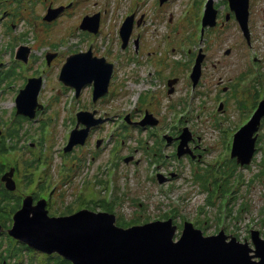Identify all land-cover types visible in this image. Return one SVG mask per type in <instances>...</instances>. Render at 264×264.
Segmentation results:
<instances>
[{
    "label": "rangeland",
    "instance_id": "374dc122",
    "mask_svg": "<svg viewBox=\"0 0 264 264\" xmlns=\"http://www.w3.org/2000/svg\"><path fill=\"white\" fill-rule=\"evenodd\" d=\"M104 1L87 0L80 5H76L72 13H68L51 30L44 31V35H40V37L50 38L51 41L62 39L68 41L71 38L69 47L68 44L65 47L74 53L85 51L87 45L100 46L97 43L98 38L95 40V36H88L84 34L85 31L78 29V18L83 10L93 12V4L98 2L104 5ZM149 1L107 0L106 8L108 11L113 12L114 16L111 21L109 14H101L100 20L103 22V29L100 35H102V38L105 40L107 37L106 39L113 45L117 37H119L117 32L121 24V17L125 14L124 12L126 10L129 11L133 7L132 11L135 10L141 14L148 8L146 2ZM186 2L184 0L181 2L180 0L178 2L176 0L165 2L169 8L167 7L168 9H166L163 6L158 19H153L154 16L149 11L146 24L141 28L144 30V41H142L141 49H151V54L158 56L159 64L157 68L158 70L160 69L158 79H155L156 72H154V76L146 77V71L143 72L145 62L142 58L141 62H144L143 65L139 64L140 61H126L119 58V55L124 53L128 60L133 59L131 46L128 43L134 32L132 22L124 51L119 53V50H121L120 46L116 52H114L115 48L104 52L98 51L101 55L113 54L117 62L112 56L111 62L116 65V68L114 69V78L111 79L110 83L111 95L108 98H103L104 100H99L98 98V102L92 106L90 104L91 87L85 86L78 98L74 99L73 112L75 110L87 112L96 110V118L99 115L105 118L101 121V127H94L92 130L93 134L87 138L85 147H73L71 149L72 152L68 154L62 152L63 138L65 140L67 138L65 126L69 122L66 114L70 112V102L67 99L74 93L71 88L64 87L55 78V73L62 63L60 61L63 59L64 62V56L59 58L55 62L56 66H52L50 70H43L40 71V74L31 75L30 79L43 77L42 80H44V91L39 98L47 103V110L40 115V121L46 114L44 118L48 127L45 132L41 133L40 148L37 147L32 150V153L35 152L34 163H30L25 167L21 166V156L18 150H15V157H9V163L14 164L17 168L19 165L14 179L18 189L14 190V193L6 192L12 196L11 203H15L17 198H21L22 195H25L24 193L33 191L37 187L44 189L43 193L48 194V196L62 194L65 206L73 202V211L82 208L89 201H98L105 197L102 193L104 190L103 183L106 179L104 171L109 165H113V163L115 165L118 162L117 170H107L112 174L111 179L117 187V193L121 196L120 202L113 207L112 213L116 217L122 215V218L127 220L139 218L140 221L148 219L152 222L157 219L162 220L165 214L169 215L173 210H176L175 213L171 214L175 218L176 225H181L182 221L194 223L196 221H204L202 223L199 222L204 228L202 229L204 230V235H213L221 224L228 226L229 230L232 227H236V232L241 239L246 235V227L251 225L254 226L253 229L259 228L264 233V210L262 208L264 206V183L253 178L262 160L261 153L257 154L255 162H252L249 168L236 167L234 171L236 181L233 185L232 182L230 183L229 191L232 194L230 198L225 199V213L224 206L220 205L219 200L213 201L212 204L205 203V199H207L206 192H202L199 185L192 181L193 174H198L199 172L204 174L206 167L209 170L217 166L229 167L227 155L229 156L230 151H228L227 147L232 137L231 130L236 127L240 117L235 114L232 108L226 113L217 112L218 105L215 101L217 96H220L218 94L213 97L214 87L219 80L222 79L223 82H227L239 74L242 69L244 70L246 61H244L242 68L236 60L238 52L242 51L240 45L243 43L237 25L230 24L226 29H212L202 39V47L204 45L205 48L206 43L209 51L207 53L204 50L205 57L208 56L209 58L206 61V75L203 86L195 89L192 94L191 87L187 92L188 83L186 80L177 84L175 78H177L178 72L183 73L185 69H181L183 62L180 61L178 52L168 57L171 60L169 64V61L167 63L166 59L163 58L165 52L160 53L156 46L158 45L157 42L161 43L168 35H171L168 40H171L172 43L169 46L173 45L180 49L179 53H182V49L187 48L189 43L193 42V35L200 33L201 23L197 19L198 5H185ZM223 10L221 9V11ZM38 13L39 11L34 9L32 16H37ZM171 13H174L176 25L173 27V34L170 30L171 25L165 24L170 19ZM252 17L250 25L253 53L257 59L264 61V0H256ZM183 37L187 39V45L181 43ZM205 37L207 38L206 40ZM4 44L6 42L2 43V45ZM167 47L168 45L163 50ZM228 48L231 50L228 57L222 58V63L218 65V70H213L210 63H215V59L219 55L224 56L223 53ZM144 57L145 60L153 59L151 55L147 57L145 53ZM31 65L32 62L29 63V66ZM163 65L165 66L163 67ZM211 75L213 78H210ZM24 76L26 77L23 65H13L10 69L9 83H16L18 87L21 84V80L18 79ZM148 78H151V80L147 83L146 79ZM165 79H173L171 94H168L167 88L163 86ZM184 83H186V86ZM175 85L176 90L174 91ZM64 88L67 90H64ZM139 88L141 93L138 94ZM153 91L155 92L153 93ZM173 92L174 94H172ZM220 92L227 97L226 105L230 106L232 101H228V94L223 91ZM184 100H190L191 102L184 103ZM49 101L50 105L48 107ZM188 103L192 104L193 110L185 115L184 108ZM12 107L10 96L0 103V115L3 114L2 118H4V121L9 117L8 114ZM223 110L224 108L220 111ZM145 111H148L152 114V117L158 120L156 126L141 127L137 125L136 122H140L143 119ZM119 114L120 116H118ZM180 114L183 117H180ZM126 116L133 120L131 124L134 125L123 124V119ZM224 116H227L230 120L227 121ZM63 117L64 123L61 121ZM147 121L151 122V119L147 118ZM124 126L127 127L125 128ZM184 127H187L190 131L185 134V137H188V139L195 138L201 146L199 151L203 152V157L198 166L190 164L192 163L191 161L183 158L185 155L180 159L172 157L173 146H165L163 142L158 140L166 137L171 138L172 133L176 132L174 130L179 129L181 131ZM50 128H53V132ZM116 130L121 133V136L119 133L115 136L116 140L112 138L109 142L108 140L105 141V138ZM124 130H126L125 133ZM64 134L66 135L65 137H63ZM118 135L120 137H117ZM262 135L261 146L264 147V128ZM76 137H79V135ZM96 138L104 140L98 148L95 147ZM25 140L30 139L25 138ZM155 140H157L158 144ZM124 141L126 142L125 145ZM19 142L15 146L16 149H19L18 145L26 147L23 136ZM158 145H160L159 152L165 151L169 156L167 160L163 159L166 164L163 165L160 172L162 174L163 171L166 172L167 170L175 173L180 172L179 176L175 174V177H169L168 182L170 183L165 182L163 186H160L157 180L153 178L155 166L148 164V154L143 153L145 147L153 152ZM206 148H208V151ZM136 149L137 151H135ZM32 153H21L22 159H31ZM129 156H132L131 160L128 163L123 162V158ZM62 163L66 164V166ZM233 180L231 178V181ZM57 182L59 183L57 184ZM51 186L58 187L54 189ZM79 197H82V200L79 203H75ZM97 203L93 206H96ZM98 209L100 208L98 207ZM240 209H242V213ZM180 232L181 228L175 235L176 238ZM0 234H3L1 239L4 243L0 251L5 248L8 249V255L13 256L14 260L22 262L21 264H43V262H47L45 256L38 253L35 254L36 252L33 249H28L25 252L23 250L25 248L21 245H16L13 240L6 236L5 232ZM21 250L23 251L20 253ZM14 262L13 259L8 257L7 264H14Z\"/></svg>",
    "mask_w": 264,
    "mask_h": 264
},
{
    "label": "water",
    "instance_id": "95a60500",
    "mask_svg": "<svg viewBox=\"0 0 264 264\" xmlns=\"http://www.w3.org/2000/svg\"><path fill=\"white\" fill-rule=\"evenodd\" d=\"M232 2L234 1L231 0V5L235 8L237 21L247 35V1L238 0L236 4ZM215 19L216 11L207 8L202 21L203 27H213ZM130 24L131 19H127L121 28L124 41L128 37ZM109 67L110 65L97 63L93 59H86L83 55H76L66 59L59 80L65 86L78 90L93 83V100L96 101L106 93L111 75ZM76 68L78 74H74ZM39 82V79L30 80L21 92L16 106L17 114L33 115L37 106ZM24 102L29 103L27 110L22 109ZM263 116L264 101L260 103L252 119L234 136L231 158H236L240 165L249 164L252 159L256 140L253 135ZM87 130L88 128L80 132L74 131L64 151H70L75 144H83ZM125 161L128 162L129 159ZM13 171L11 169L1 179L5 181V188L8 190L15 189ZM159 181L162 179L159 178ZM44 202L41 200L32 207L30 199L26 198L22 207L14 213L12 226L7 234L47 255L57 253L73 264H264V241H257L254 255H250L252 250L246 244H227L221 234L203 237L190 223L184 224L180 238L174 241L176 227L171 220L121 228L115 225L114 215L87 209L70 216L49 217ZM256 234L257 232H253L254 236ZM255 257L260 258V261H253Z\"/></svg>",
    "mask_w": 264,
    "mask_h": 264
},
{
    "label": "flooded vegetation",
    "instance_id": "af4514ba",
    "mask_svg": "<svg viewBox=\"0 0 264 264\" xmlns=\"http://www.w3.org/2000/svg\"><path fill=\"white\" fill-rule=\"evenodd\" d=\"M87 1V0H82V2ZM142 1V0H140ZM149 1V0H147ZM171 1V0H168ZM178 2V0H176ZM182 0H180L181 2ZM187 1L185 5H198L201 4L203 0H184ZM107 0L104 1V3L106 4ZM250 5H254V0H249ZM148 4V8L146 9V11H143L141 14L137 11H132L133 7H131L129 9V11H125L124 15L121 17V21H123L124 19L128 18L131 19L132 25L134 26V32L133 35L129 36L130 40L128 41L129 45L131 46V51L132 48L136 46L135 40L138 39V45L140 46V62L139 64L144 65V70L143 72H145L147 69H150V72L148 73V75H152L154 76V72L155 73V79H158V72L160 71V69L158 70V56L156 57L155 55H152L151 53V49H141V44L143 40V33L144 30L141 29L147 21V13L149 11L152 12L154 18L153 19H158L159 18V13L160 10L163 8V6H165L166 9H168L169 7L167 6V4H163L160 6V2L159 0H151L149 2H146ZM101 5L98 2L93 4L94 7V11L93 12H87L85 10H83L78 19H81L83 16L86 17H91L92 14H99L101 16V14L106 15V14H111V21L113 20V16L114 13L108 11V9L106 8V5ZM150 6V7H149ZM73 6V2H71V0H0V103L3 102V100L5 98H7L8 96H10V102L13 104L12 109L9 112V117L7 118L6 121H4V118H2V115L0 116V144H2V138L5 137V142H8L9 145L7 146L9 149H11L10 146V141H12V146L15 148V146L18 144L20 138L23 136L24 137V144L27 147H22L20 145L18 150L19 155L22 153H32V150L39 147L40 148V139H41V133H43L46 128L48 127L47 123H45V118L42 117L41 121H40V117L38 116L39 113H37L35 115V118L30 119L29 117H25L22 116L20 114L16 113V103H17V97L19 95V93L21 92V90H23L25 88V86L27 85L28 81L30 80L31 75L35 74V73H41L40 71L43 70H50L52 66L55 65V62L64 56V62L66 60V58L68 57L67 55H73L74 52H70V50L65 47L66 44H68L69 47V41L71 40V38L68 41H65L64 39L62 40H58V41H51L50 38L46 39L45 37H40V35H44V31H49L51 30L53 27H55L60 20H62L66 15H68V10L72 9ZM168 7V8H167ZM214 7L217 8V4H214ZM224 7H227V3H224ZM35 9V11H39L37 16H32V12ZM132 9V10H131ZM135 9V7H134ZM69 10V11H70ZM172 15L170 16V19L165 23L166 25H171L170 30L172 32V34L174 33V26L175 25V18H174V13H171ZM231 18V14H229V19ZM218 21L219 24L221 26V22H220V18L218 16ZM139 22V24H138ZM111 23V22H110ZM109 23V24H110ZM122 23V22H121ZM32 28L34 29L32 31ZM79 29V28H78ZM103 29V22L100 20V29L99 32L97 33V35H93L90 33H86L84 32V34L88 35V36H95L94 38H98L97 43L100 46H93V45H87V48H91V53L89 55L90 58H101L104 57L106 59L107 62H111L112 60V56L114 57L113 54L108 55L107 54H99L98 51L104 52L107 51L109 49H116L114 50V52H116L119 49V53H121L122 51L125 50L126 45L122 46V42L120 40V37H117V43L115 41V43L112 45L111 42L105 38V40L102 38V35H100V33L102 32ZM133 29V28H132ZM132 33V32H131ZM118 36H119V30L117 32ZM131 35V34H130ZM171 37V35H168L166 37L165 40H163L161 43L157 42V46L156 49L160 52V53H164L163 58L166 59L167 63L169 61V64L171 63V60L168 58L170 57L171 54H175V52H178L180 49L172 46H169V44H171V40H168ZM127 40V39H126ZM3 42H6V44L2 45ZM127 43V45H128ZM182 44H188L187 43V39L183 37V39L181 40ZM128 45V46H129ZM168 45V47L166 49L163 50V48H165ZM190 45V43H189ZM188 45V46H189ZM161 48V51H160ZM205 48L207 49V45L205 43ZM189 49V53H192V49ZM208 51V49H207ZM79 53L83 52V51H78ZM76 52V53H78ZM209 52V51H208ZM74 53V54H76ZM144 53L147 57H149L150 55L153 57V59H147L145 60L144 57ZM69 55V56H70ZM133 55V52H132ZM195 55L194 57L191 58V62L190 65H188L187 67L181 68L184 69L183 73H179L178 72V76L177 78H175L177 80V84L181 83V82H185V80L187 81V92L190 90V87L193 89L192 94L194 92L195 89L202 87L204 84V78L206 75V58H204L202 65H201V72L198 76V79L196 81V84L193 85L192 82L189 80V73L191 72V66L193 64V61L195 59ZM6 56V57H5ZM228 55L222 56L219 55V57L217 59H215V63H210L211 67L213 70H218V65H220L222 63V58H227ZM115 58V57H114ZM120 59H124L126 61H134V55H133V59L128 60L127 57L124 55V53H121L119 55ZM141 58L144 60V62H141ZM155 58V59H154ZM245 54L242 51L238 52V55L236 57L237 62L240 63V65L243 68V63L245 61ZM116 59V58H115ZM32 62V65L29 66V63ZM61 66L59 67L58 71L55 73V78L58 81V77L59 74L62 70L63 67V59L60 61ZM115 62H117V59L115 60ZM13 65H23V67L25 68V75L23 78H20L18 80H21V84L17 87L16 83H9V79H10V69ZM112 69L116 68V65L114 63H112ZM56 66V65H55ZM165 65H163L164 67ZM48 67V68H47ZM30 68V69H29ZM114 69H113V75L111 77V79L114 78ZM78 68L74 69V71H77ZM210 78H213V76L211 75ZM249 78V75L247 74V70H245L244 74H237L232 80H234L235 82H244ZM250 80H252V82L254 83L253 78L250 76ZM173 79H165V84L163 85L165 88H167L168 91V84L172 83ZM222 79L218 81V83H216L215 86L220 87L222 84ZM176 84V85H177ZM112 85V84H111ZM176 85L174 87V91L176 90ZM184 85L186 86V83H184ZM16 88V89H15ZM92 88V86H91ZM223 91L226 90L222 89ZM109 92L111 95V91L109 88ZM113 94V92H112ZM174 94V92L172 93ZM242 95V98H240V102H243L245 100V97H248V105L252 104L254 102L253 97H254V92L252 90V88H250V91L248 90L247 92L242 91L240 93ZM91 101V100H90ZM190 100H184V103L189 102ZM219 101H222L225 104L224 99H219ZM191 102V101H190ZM239 101H235L233 102L234 105L236 107H241ZM97 103V102H96ZM93 103V104H96ZM93 111V110H91ZM77 113L78 111L75 110L72 113H67L66 117L68 118L69 122L68 124L65 126L66 132H67V138L66 140H64L63 138V148L65 147V145L67 144L68 140H69V136H70V132L72 130H80L82 129L84 126L80 125L78 122V117H77ZM62 123H64V117L62 118ZM101 127V126H100ZM51 131L53 132V128H50ZM94 128H90L89 132H88V137L93 134V130ZM126 131H124L125 133ZM120 132L117 130L114 134H110L109 138L110 140L112 138H114V136L116 134H119ZM22 135V136H21ZM180 135V130L177 129V131L175 133H172L171 135V141L169 143H166L167 145H172L173 146V152H172V157H176V148L179 145V137ZM66 135L64 134L63 137H65ZM25 138H28L30 140H25ZM190 141L188 143L189 149L191 150L190 153L185 154V156L183 158L188 159L189 161H191L192 163L190 164H197V162H200L202 160L203 157V152L199 151L200 149V145L197 143V141L195 140V138H189ZM100 140L101 142L104 141L103 139H95V147H96V143L97 141ZM108 139V142L110 141ZM155 142L158 144L157 140H155ZM125 144V141L123 142ZM20 144V142H19ZM97 148V147H96ZM159 147L157 146V149H154L153 153H152V164L155 165V175L160 172V169L163 167L164 164H166V162L162 159L160 153H159ZM12 150V149H11ZM263 150V148H261L259 151L261 152ZM137 151V149L135 150ZM204 151V149H203ZM6 152H14V154L16 155L15 150L12 151H6V146L3 148L0 145V164L1 165H7L5 167V170L1 171L2 173H0V179L2 177V174L6 171H8L9 169L13 168V169H18V168L14 166V164L9 163V157L8 154ZM143 153L148 154L149 151L148 149L143 151ZM21 154V155H22ZM72 154V153H71ZM132 157V156H131ZM168 154L166 155V158H168ZM125 158V157H124ZM123 158V159H124ZM182 158V157H181ZM1 159L4 161L1 163ZM180 159V158H177ZM23 161V160H22ZM125 162V161H123ZM34 163V162H32ZM128 163V162H125ZM21 166L25 167L28 166L29 164H21ZM64 166H66V164H64ZM118 168V162L115 163V167L114 169L117 170ZM109 169V168H108ZM108 169H105L106 171ZM15 170V173H16ZM170 171V172H169ZM176 174V176L180 175V172L178 171L177 173H175L174 171L171 170H167L166 172L163 171V174L166 175V179H168L167 181H169L170 178H168L169 174ZM168 174V175H167ZM15 176V174H14ZM22 178V177H20ZM59 183V182H57ZM170 183V182H168ZM4 185V183H2V186ZM54 189H56V186H53ZM199 188H201L199 186ZM44 189H39V188H34L33 191H29L27 193H25L24 196H29L30 201H31V206L35 207L37 205V203L40 202L41 199L45 200V209L47 210V214L50 217H63V216H69L70 214H72L71 209L73 206V202L68 203V205H64V197L62 194H56L55 196H48V194H44L43 193ZM70 207V208H69ZM90 210H93L90 207H87ZM264 210V206L262 207ZM236 218H240V217H236ZM264 223V221H263ZM10 225L12 224L9 223ZM10 227V226H9ZM8 227V228H9ZM253 225L246 227V235L241 239L239 237V235L236 232V227H232L230 230L228 229V226H222L221 229L223 230L224 234L227 236L226 238V242H230L231 238L234 236L239 242H243L246 243L250 248H253L255 246L254 241L252 239L251 236V229H252ZM220 229V230H221ZM219 230V231H220ZM259 231V236L261 239L264 240V233L261 229H256ZM15 243H18L15 241ZM19 244V243H18ZM25 247V246H24ZM37 254L38 252L35 251ZM44 255V254H43ZM49 257H53L54 259L57 258L56 255H51ZM60 261H62V258H59ZM66 262V261H65ZM2 264H6V261H2Z\"/></svg>",
    "mask_w": 264,
    "mask_h": 264
},
{
    "label": "trees",
    "instance_id": "16d2710c",
    "mask_svg": "<svg viewBox=\"0 0 264 264\" xmlns=\"http://www.w3.org/2000/svg\"><path fill=\"white\" fill-rule=\"evenodd\" d=\"M225 175H226V171L225 170L221 171L220 176L224 178ZM261 175L262 176L264 175V164H263V166L261 168ZM256 177H259V175H256ZM195 178L196 179H200L201 176L198 175V176H195ZM201 181L204 182L203 179ZM226 181H228V180H226ZM227 183H229V181ZM225 190H226V188L223 189V191H225ZM115 199L113 200L112 204H110V205H105L103 202L99 203L100 207L103 210L111 212L112 211L111 207L114 206L113 204L115 202ZM15 203H11V197L7 193L0 192V224H2L3 227L7 226V223L9 222V216L11 215V213H13V211L16 208V204ZM138 220H139L138 218L127 220V219H124V218L120 217L118 219V225L119 226H123V227H127V226H130L132 224L137 223ZM2 244H3V241H2L1 235H0V249H2ZM21 252H22V250L20 251V253ZM8 257L9 258L12 257V256L8 255V249L5 248L2 251H0V264L2 263V260H7ZM47 263L48 264H68L67 262L63 263L62 261L59 260V258H55V259H50L49 258Z\"/></svg>",
    "mask_w": 264,
    "mask_h": 264
},
{
    "label": "bare ground",
    "instance_id": "6f19581e",
    "mask_svg": "<svg viewBox=\"0 0 264 264\" xmlns=\"http://www.w3.org/2000/svg\"><path fill=\"white\" fill-rule=\"evenodd\" d=\"M263 240V239H262Z\"/></svg>",
    "mask_w": 264,
    "mask_h": 264
}]
</instances>
